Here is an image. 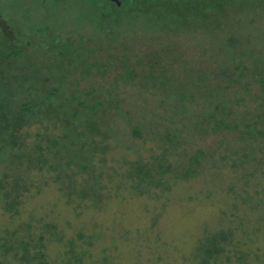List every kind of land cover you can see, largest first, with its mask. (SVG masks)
<instances>
[{
	"label": "trees",
	"instance_id": "1",
	"mask_svg": "<svg viewBox=\"0 0 264 264\" xmlns=\"http://www.w3.org/2000/svg\"><path fill=\"white\" fill-rule=\"evenodd\" d=\"M206 167L264 176V0H0V210L20 213L37 172L101 206L111 182L143 194ZM41 229L5 228L0 264H50ZM233 236L194 258L227 261Z\"/></svg>",
	"mask_w": 264,
	"mask_h": 264
},
{
	"label": "rangeland",
	"instance_id": "2",
	"mask_svg": "<svg viewBox=\"0 0 264 264\" xmlns=\"http://www.w3.org/2000/svg\"><path fill=\"white\" fill-rule=\"evenodd\" d=\"M137 144L144 154L155 147ZM120 155L111 152L107 168L116 165ZM216 169L206 167L195 177L171 181L169 189L143 194L117 189L111 182V196L101 206L68 200L52 173L37 172L35 180L46 178L49 183L24 197L18 215L0 210V235L28 221L38 233L44 222L54 224L56 232L44 230L50 264L63 261L72 245L82 254L75 264H200L193 256L199 241L231 228L229 258L222 257L218 264H264V176L246 185L227 168ZM238 249L251 256L238 260Z\"/></svg>",
	"mask_w": 264,
	"mask_h": 264
}]
</instances>
